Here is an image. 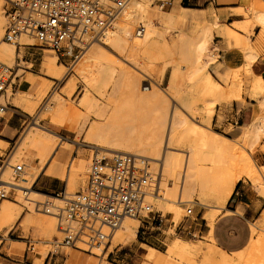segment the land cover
Here are the masks:
<instances>
[{
    "label": "bare ground",
    "instance_id": "bare-ground-1",
    "mask_svg": "<svg viewBox=\"0 0 264 264\" xmlns=\"http://www.w3.org/2000/svg\"><path fill=\"white\" fill-rule=\"evenodd\" d=\"M10 1L0 0V63L14 67L28 46L38 45L28 40L27 46L19 47L6 40L8 19L4 5ZM168 1L172 2V7L165 11L163 6ZM241 9L249 14L244 21L232 25L211 24L201 13L184 7L181 0H128L114 15L105 36L89 41L71 68L59 63L57 51L44 50L42 68L46 75L27 72L26 77L33 84L31 89L20 94L12 90L11 98L15 107L34 115L37 104L33 97L37 96L41 102L47 97L51 82L65 80L63 90L56 93L46 108L53 118L50 124L54 130L37 122L33 126L36 130L27 128L0 176V194L7 197L12 191H18L21 193L19 199L27 203L25 229L34 226L38 235L46 239L51 238L52 233L53 236L63 233L56 227V215L73 199L50 197L33 189L40 169L51 161L62 144L63 137L55 131L57 121L63 118L74 130H85L84 144L103 158L125 153L149 162L153 180L148 190V203L164 214L174 215L170 220L174 226L179 224L189 206L200 205L208 210L204 217L213 227L222 211L231 212L228 208L231 192L245 179L258 189H264L261 184L264 165L257 166L251 157L264 137V78L261 73L264 68V58L261 59L264 7L260 1L251 0ZM179 24L191 25L192 31L181 30L170 39L168 28ZM256 28L260 33L252 41L249 33ZM221 31L226 50L244 51L242 67H228L221 53H217L216 48L213 50L214 39ZM99 46L114 52L125 66L118 67L106 60L98 52ZM73 50L71 46L70 55ZM169 68L168 89L163 90L161 82ZM42 79L50 83L43 84ZM143 81H148L149 85L141 86ZM80 88L81 97L74 102ZM9 93L10 88L6 95L0 96L3 105L9 104ZM244 94L258 102L260 116L245 128L242 149H238L231 146L233 140L224 135L209 133L208 123L216 116L219 106L243 104ZM82 112L90 121L80 127L78 121ZM35 159L40 160L39 167L34 165ZM17 162H23L28 170L23 173L25 178L21 182L12 175ZM64 163L62 152L53 162L50 173L66 178V195L69 196L79 180H86L90 160L73 158L66 171ZM155 189L160 193L155 195ZM17 206L8 197L0 199V231L14 226L20 214ZM140 223L139 218H125L108 245L91 249L83 245L69 248L60 237L59 246L71 249L65 264H109L107 255L110 252L136 240ZM67 224L70 230L77 229L76 223ZM206 242L208 247L203 252L197 242L178 239L166 253L154 249L150 261L142 264H257L254 263L256 257L264 258V213L252 223V240L245 250L234 254L222 251L215 245L212 234Z\"/></svg>",
    "mask_w": 264,
    "mask_h": 264
},
{
    "label": "built area",
    "instance_id": "built-area-1",
    "mask_svg": "<svg viewBox=\"0 0 264 264\" xmlns=\"http://www.w3.org/2000/svg\"><path fill=\"white\" fill-rule=\"evenodd\" d=\"M127 1L11 0L8 2L5 38L19 47L27 46L28 40H32L42 49L57 52L65 49L69 54L72 46L74 50L83 51L89 41L105 36L114 15ZM20 60L19 57L14 67L0 63V96L6 95L9 88L18 87L14 81L32 71ZM22 69L25 73L19 74ZM9 106L0 103V113L5 115ZM22 172L24 167L17 166V175ZM158 178L159 175L156 181ZM152 180L149 162L143 158L125 153L112 159L96 156L87 183L77 198L69 201L56 215L59 228L66 235L63 242L75 248L81 243L89 249L108 245L125 218H149L152 221L162 218L147 200ZM159 193L160 190L155 189L154 194ZM1 197L5 198L4 195ZM192 214L194 210L189 209L188 215ZM63 221L76 223L77 229L63 228Z\"/></svg>",
    "mask_w": 264,
    "mask_h": 264
},
{
    "label": "rangeland",
    "instance_id": "rangeland-1",
    "mask_svg": "<svg viewBox=\"0 0 264 264\" xmlns=\"http://www.w3.org/2000/svg\"><path fill=\"white\" fill-rule=\"evenodd\" d=\"M258 1H260L264 7V0L263 1L258 0ZM156 4L161 5L162 3L160 1H156ZM171 7H172V2L168 1L163 6V10L169 11L171 9ZM9 8H10L9 4L5 3L4 12L7 16V19H8L7 11ZM244 16H245V18H248L249 14H244ZM181 30L191 32L192 27H191V25H185V24H179V25H176L175 27H169L168 33H167L168 37L170 39L176 37ZM259 33H260V29H258V28H256L251 33H249L251 40L255 41L257 38V34H259ZM219 40L220 39H218V38L214 39V42L212 45L213 50L215 49V44H217V42ZM44 50H46V49H42V48H38V47H34V46L28 47L27 52L23 54V57H20L21 64L24 67L30 68L32 71H35V73L38 75H43V76L46 75V70L42 68V58H43V54L45 52ZM98 52L101 53L102 56L106 60H108L109 62H111L113 64H116L118 67L125 66V62L123 60H121L111 50H108V49L103 48L102 46H99ZM216 52L219 53L217 50H216ZM81 54H82V51L74 50L73 53L71 55H69V54H67V51L64 49L61 52H58V55L60 56L59 63L65 65L68 68H71L73 63H75V61H77V58ZM262 58H264V56ZM22 59H25V61L29 60L30 64L24 63L22 61ZM261 59L259 60L260 64H262ZM31 66L33 68H31ZM263 69L264 68L261 69V72ZM21 73H23V72L21 71L19 74H21ZM26 74L27 73H25L24 76H26ZM170 77H171V68H169L167 70L165 77L161 82V88L163 90L168 89ZM42 80H43L42 81L43 84L50 83V81H46L44 79H42ZM20 81H22V78L19 80H15L14 82L17 84H20ZM50 84L52 85L51 89H50L47 97H45L41 102L38 101L37 96L33 97L35 103L37 104V110H36L34 115H28V113H26L23 109L17 108L18 111L22 112L23 114H26L29 117V120L27 121L24 129L21 131L19 136L14 141V144L12 145L11 151L8 154H5L4 152H0V157L2 160L0 162L1 163L0 164V170H2L3 167L5 166L6 160H8L9 156L11 155L13 150L15 149L19 139L21 138V136L23 134V132L27 128H29V129L33 128L35 122H37L42 127H45L47 129H50V130H54L50 124L51 121L53 120V118H52V116L49 115L46 108L50 105V101L54 98L56 93L58 95L63 90V88L66 84V81L65 80H63V81L55 80L54 82H51ZM148 85H149L148 81H143L141 84V86H148ZM12 90H14V94H16L19 91H21V89L18 87H15L14 89L10 88V93L8 96V103H9V105L14 106L12 104V98H11V94L13 93ZM77 90H78V93L73 99L74 102H77L79 100V98L81 97V88L77 89ZM244 99L245 100H244L243 104H240L237 102V103H226V104L219 106L217 108L216 116L214 117V119L211 122L208 123V126H209L208 132L209 133L218 132V133L224 135L225 137L233 140V142L230 145L235 147V148H238V149H242L241 143L243 141V135L239 138H234L231 136V134L228 132V130L221 124L225 119L224 118L225 115H228V114L233 115V114L237 113V111H239L237 109L236 105L239 106V108H241L243 105H245L247 103V101L250 100L249 97L247 96V94H244ZM0 103H1V101H0ZM3 116H4V114L0 113V117H3ZM38 119H39V122H38ZM89 121H90V118L87 119L86 113L82 112L81 117L79 118V121H78V125H80V127H81L84 124L85 125L89 124ZM57 124H58V129L55 132H57L60 136H62L63 139H62V144L60 145L58 150L54 153V157L52 158L53 162L63 152L64 162H65L63 168L65 171L67 170L69 163L73 158H77V160H79V158H83L85 160H90V163H89V172H90V167L92 165L94 158L96 156H98L100 159H102L103 157L101 155H98L93 148L84 144L85 130L83 132H79L77 130H74L72 128V124L68 120H66L65 118L58 120ZM33 130H36V129L33 128ZM38 132L45 134L42 131H38ZM52 138H54L57 142H61V140L57 137H52ZM260 151H264V137L261 140V142L256 146V148L252 151V154H251L252 155L251 157L257 166L264 165V161L259 159V157H258V153ZM107 159H112V157H108ZM15 165L16 166H23L24 172H28L27 167L24 165L23 162H17ZM24 172L21 173L22 175H17L16 167H15L13 172H12V175L14 178H16L17 181L21 182L22 179L25 178V175L23 174ZM29 172H30V170H29ZM89 172L87 173L86 180L85 181L79 180L77 183L76 189H74V191L69 196L66 195V191H67L66 178H62V177H61V181L57 182V183H55V182L52 183L50 181L44 180L37 187H35L36 189L33 186V189L38 193H40V191H38L37 189L45 191L46 193H44L43 195H47L50 197H62L63 198V197L67 196L70 199L74 200L77 198V194L82 190V188L87 183ZM0 176H1V171H0ZM244 182H250V181L248 179H245ZM261 182H262L261 184L264 188V182L263 181H261ZM238 185H236L235 188L232 190L230 198H229V203H230L231 199L233 197H235ZM259 191L261 194L264 195V189H260ZM20 195H21L20 192L12 191L7 196L8 199L17 203V205H18L17 207L20 208V214L18 215V219L23 215L26 216L28 213L27 203H25V201H21L19 199ZM1 196L2 195L0 194V199L7 198V197L3 198ZM212 204L217 205V202L212 201ZM67 205L68 204H65V205H63V207H66ZM228 208H229V204H228ZM189 209H193L194 214L188 215ZM207 211L208 210L206 208H203L200 205L189 206L186 209L185 214H184V216H186V217L183 216V218H181V220L179 221V224L177 226H174L170 222V220L174 218V215H172L170 213L164 214V213L155 209V212H159L160 215L162 216V218H160L156 221H152L149 218H139L141 223H140V227L138 230V236H137L136 240L128 246L119 247V248L114 249L112 252H110L109 255H107V262H109V264H142L144 261H150L151 254H152V252H154L153 251L154 249L166 253L169 249V246L174 241H176L178 239L195 241L200 245V248L202 249L203 252L206 251V248L208 247V243L206 242L205 239L200 237V234H197V235L186 234L183 231L189 229L195 223H197ZM223 213H225V211H222L219 214V216ZM150 218H151V215H150ZM161 220H164L163 224L161 223ZM56 223H57L56 227H59L58 219L56 220ZM152 223L154 224L153 226H163L162 230H157V229H154V230L150 229L149 230L148 229L149 224H152ZM24 224L25 223L23 221V229H25ZM15 225H16V223L14 224V226L10 230L6 229V231H0V233L9 234V232L15 227ZM67 225H68L67 222L63 221V228H66ZM36 230L37 229L34 226H30L27 229H25V231L27 232L28 235H29V232L32 233V236L34 238V240H33L34 242L35 241L38 242V240H40L41 242L52 243V245L51 246H44L41 243H34L35 250L37 252H40L43 254L47 253L48 251H53L54 253H58L61 250H64L66 254H65V256L62 257L60 264H65V262L68 258V252H69V250H71L69 248H74V247L69 246V245H67L69 247L68 249L62 247V245L59 246L60 237H61V240H64L66 235L63 233H62V235H59V233H55V235L53 236V233H52L51 238L46 239L41 234L38 235L39 233H37ZM150 231H153L154 235H156L157 232L159 234H162L160 237V240H158V242H156V243L153 242L154 243V244H152L153 246L146 244V241L151 236L150 233L148 234V232H150ZM200 241H204L205 243H200ZM79 245L85 246L84 244H81V243H78V246ZM149 246H151L152 248H150ZM85 247L88 248L87 246H85ZM120 249H122V250H120ZM130 251H132V252H130ZM84 256H86V255H84ZM200 260H202V257H200ZM254 263L264 264V258L263 257H256Z\"/></svg>",
    "mask_w": 264,
    "mask_h": 264
},
{
    "label": "crops",
    "instance_id": "crops-1",
    "mask_svg": "<svg viewBox=\"0 0 264 264\" xmlns=\"http://www.w3.org/2000/svg\"><path fill=\"white\" fill-rule=\"evenodd\" d=\"M250 1L181 0V4L187 9L201 13L208 23L216 24L218 22L220 24L232 25L235 22H241L246 19L241 7L248 6ZM223 37L221 31L216 36L220 40L215 44L216 50L221 53L223 63L235 69L242 67L245 63L244 51L238 48L226 50L223 45ZM263 56L264 51L261 58ZM24 63L30 64L29 60L24 61ZM30 72L36 74L35 71ZM261 73L264 78V69ZM32 85V82L24 76L20 84H18V88L21 91L17 94L26 93L31 89ZM236 107L239 111L233 115H225V119L221 125L228 130L232 137L239 138L244 134L243 130L260 116V112L257 101L249 100L241 108L237 105ZM28 120L29 117L18 111L17 107L9 106L4 117L0 119V152L8 154L11 151L14 141L24 129ZM258 157L264 161V151H260ZM33 163L37 167L40 166L39 159H35ZM52 164L53 160L51 159L44 168L40 169L33 185L34 188L44 180L52 183L61 181L59 175L50 173ZM37 190L40 191V194L46 193L45 191ZM259 190L253 183L242 181L238 185L235 197L229 203L231 212H225L217 217L213 227L209 225L204 214L197 223L183 232L192 235L200 234V237L205 240L212 234L215 245L229 254L245 250L252 240V223L264 213V195ZM24 218L25 215L16 220V225L9 234L0 233V264H60L62 257L66 254L65 251L61 250L58 253L48 251L45 254L37 252L34 243H41L44 246H51L52 243L41 242L40 240L34 242L32 233L29 232L28 235L25 229H23ZM161 223L163 224L164 220H161ZM153 225V223L149 224L148 229L162 230L163 226ZM3 231H6V229ZM149 233L151 236L146 241V244L149 245L158 242L162 235L158 232L154 235L153 231ZM149 247L152 248L151 246Z\"/></svg>",
    "mask_w": 264,
    "mask_h": 264
}]
</instances>
